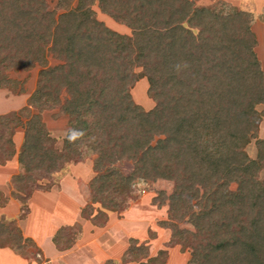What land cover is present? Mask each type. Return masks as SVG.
I'll return each mask as SVG.
<instances>
[{
    "label": "trees",
    "instance_id": "16d2710c",
    "mask_svg": "<svg viewBox=\"0 0 264 264\" xmlns=\"http://www.w3.org/2000/svg\"><path fill=\"white\" fill-rule=\"evenodd\" d=\"M95 4L132 35L99 21ZM48 5L0 0V88L19 84L7 71L40 66L31 103L46 108L59 103L62 91L67 94L62 110L71 118L69 133L78 129L83 135L66 139L65 152L82 156L78 150L87 144L97 155L90 208L119 211L123 190L129 194L139 181L164 180L173 186L169 195L160 194L170 212L160 225L190 247V264H264V179L258 178L264 140H256V160L246 141L258 138V107L264 106L255 14L199 7L193 0ZM260 17L264 21V7ZM48 52L61 64L49 66ZM136 68L156 101L148 112L129 92L138 80ZM15 117H0L1 163L15 156L12 134L21 123ZM36 124L23 123L18 153L29 180L36 172L53 174L65 158L45 145V131ZM122 162L133 164L130 175L117 166ZM61 233L53 239L57 246ZM34 247L14 221H0V248L39 262Z\"/></svg>",
    "mask_w": 264,
    "mask_h": 264
},
{
    "label": "rangeland",
    "instance_id": "374dc122",
    "mask_svg": "<svg viewBox=\"0 0 264 264\" xmlns=\"http://www.w3.org/2000/svg\"><path fill=\"white\" fill-rule=\"evenodd\" d=\"M193 1L199 7L218 11H252L255 14L252 31L258 43L255 52L264 69V21L260 17L264 0ZM47 2L51 9H55L57 0ZM92 8L97 19L107 27L124 36L132 35L127 26L102 13L97 4ZM47 59L49 66L61 64L49 52ZM41 70L40 66L30 71L9 70L8 79L19 84L15 89L0 88V117L15 113V118L21 122L14 127L12 134L15 155L23 143V123L36 120V125L45 131V145L65 156L56 172L51 175L36 172L30 180L21 174L23 170L19 163L18 167L13 164L17 169L11 168L15 171V179L9 185V195H14L20 207L17 218L11 221L16 223L25 238L34 242L40 263L26 260L31 264H190V247L174 240L171 230L160 225L170 217L169 206L159 199L160 194L165 191L169 195L173 183L139 181L129 194L123 190V194L117 195L123 200L121 210L110 211L100 205L90 208V187L97 176L94 169L97 155L87 144L78 150L82 156L65 152V141L71 128V118L62 110L67 98L65 92L62 91L58 104L46 108L31 103ZM134 72L138 80L129 87L131 98L142 111L148 112L156 106V101L148 93L149 83L142 76V69L136 68ZM258 110L261 113L258 138L246 140L247 152L254 160L258 157L256 140H264V106H259ZM117 166L125 175H130L133 170L131 162ZM258 178L264 179V167L259 170ZM7 194V191L1 192V202ZM31 213L34 214L32 219ZM60 231L62 238L57 246L53 239ZM135 247L143 250L134 251ZM160 252H165L164 256H160Z\"/></svg>",
    "mask_w": 264,
    "mask_h": 264
},
{
    "label": "crops",
    "instance_id": "0c3cea01",
    "mask_svg": "<svg viewBox=\"0 0 264 264\" xmlns=\"http://www.w3.org/2000/svg\"><path fill=\"white\" fill-rule=\"evenodd\" d=\"M18 152L16 157L11 160H6L5 163L0 162V198L1 192L7 191V196L5 200L1 202L0 200V221H11L17 218V214L19 213V203L15 201L14 195L12 194L10 197V189L9 185L11 181L15 179V171H12L11 168L14 163L17 164L18 167ZM15 167V168H16ZM17 169V168H16ZM34 213V211H33ZM33 213H31L30 218L32 219ZM0 264H31L26 259L21 258V256L17 255L13 250L9 248H0ZM39 264V263H38Z\"/></svg>",
    "mask_w": 264,
    "mask_h": 264
},
{
    "label": "clouds",
    "instance_id": "9594fccd",
    "mask_svg": "<svg viewBox=\"0 0 264 264\" xmlns=\"http://www.w3.org/2000/svg\"><path fill=\"white\" fill-rule=\"evenodd\" d=\"M83 135V132L78 129H72L70 133L67 135V140L69 142H75L79 137Z\"/></svg>",
    "mask_w": 264,
    "mask_h": 264
}]
</instances>
